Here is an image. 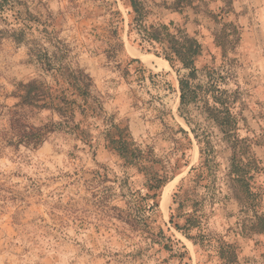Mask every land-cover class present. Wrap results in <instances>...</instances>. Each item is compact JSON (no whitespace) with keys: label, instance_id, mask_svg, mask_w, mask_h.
I'll return each mask as SVG.
<instances>
[{"label":"rangeland","instance_id":"obj_1","mask_svg":"<svg viewBox=\"0 0 264 264\" xmlns=\"http://www.w3.org/2000/svg\"><path fill=\"white\" fill-rule=\"evenodd\" d=\"M19 1L32 21L0 12V264H227L225 245L232 264H264V233L249 230L264 213V0H139L146 26L199 42L194 84L216 70L245 118L237 133L260 167L246 214L230 189L229 144L197 105L178 111L184 72L130 32L129 0ZM37 55L87 74L90 98L73 105L71 129L36 148L9 145L16 86L51 82ZM20 113L32 128L61 121ZM119 139L155 163L127 164ZM156 177L167 178L158 191Z\"/></svg>","mask_w":264,"mask_h":264},{"label":"trees","instance_id":"obj_2","mask_svg":"<svg viewBox=\"0 0 264 264\" xmlns=\"http://www.w3.org/2000/svg\"><path fill=\"white\" fill-rule=\"evenodd\" d=\"M129 2L135 13L130 32L136 31L141 42L157 44L160 48L159 54L171 68L184 72L178 79V111H183V108L190 104L197 105L205 119L216 125L223 139L229 144L231 157L227 175L230 179V189L241 207V212L248 213L256 205V195L250 190V181L253 178L252 173L260 170L259 161L251 150L248 140L240 138L237 133L240 123L245 125L246 121L241 114L235 112L236 100L233 94L222 86L224 77L214 69H207L205 71L206 82L194 84L198 79L195 59L201 52L199 42L182 31L172 34L165 25L146 26L142 22L143 7L139 0H129ZM190 2L191 0L178 1L180 5H188ZM22 5L19 0H0V12L2 14L12 13L22 22L32 21L31 14L26 9L20 8ZM19 36L21 32L14 34L12 38L15 42L21 43L22 38ZM36 58L43 70L49 74L51 82L32 80L16 86L14 97L19 101L9 112L10 138L7 140L9 145L36 148L44 143L50 133L71 129L74 118L73 105L77 104V99L86 103L90 98L92 81L83 71H72L64 65L55 67L46 55L44 57L37 55ZM25 108L50 111L56 114L61 121H51L38 128L29 127L22 121L20 113ZM180 116L189 125L188 119L183 115ZM198 143H200L199 140ZM116 144L115 151L129 165H139L143 166V169H148L151 166L149 164L155 163L149 155L150 152H144L133 142L119 139ZM153 180L156 185H153L151 189L158 191L166 183L167 178L156 177ZM252 219L249 230L259 234L264 233V213L258 214L254 211ZM219 257L227 264L235 263L237 259L230 245L219 249Z\"/></svg>","mask_w":264,"mask_h":264}]
</instances>
